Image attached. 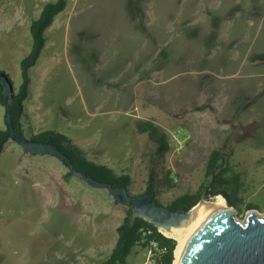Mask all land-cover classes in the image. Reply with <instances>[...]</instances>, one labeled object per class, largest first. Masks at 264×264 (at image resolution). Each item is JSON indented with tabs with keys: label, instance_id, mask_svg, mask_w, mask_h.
<instances>
[{
	"label": "rangeland",
	"instance_id": "1",
	"mask_svg": "<svg viewBox=\"0 0 264 264\" xmlns=\"http://www.w3.org/2000/svg\"><path fill=\"white\" fill-rule=\"evenodd\" d=\"M51 1L0 0V70L16 87L29 23ZM66 1L29 70L26 134L66 135L91 162L126 173L128 193L139 195L155 159L135 122L152 120L171 147L155 161L163 207L198 189L212 150H230L242 196L257 208L235 220L252 211L264 218V0ZM162 49L167 58L156 59ZM205 102L215 111L174 117ZM3 114L0 107V128ZM65 171L53 156L8 140L0 156V264L108 258L126 207ZM150 256L135 248L127 264H149Z\"/></svg>",
	"mask_w": 264,
	"mask_h": 264
},
{
	"label": "trees",
	"instance_id": "2",
	"mask_svg": "<svg viewBox=\"0 0 264 264\" xmlns=\"http://www.w3.org/2000/svg\"><path fill=\"white\" fill-rule=\"evenodd\" d=\"M67 6L66 0H55L44 4L39 15L29 23L28 30L31 37L30 49L28 54L19 61V84L14 86L9 75L0 70V77L5 80L10 93V118L13 128L21 138H25L35 143H49L57 147L68 159L71 168L76 172L84 173L90 179L100 183L111 184L113 188L125 187L128 191L132 181L126 173H114L106 165H100L88 160L81 149L76 147L72 140L66 135L55 133L54 131H41L39 133L26 134L21 115L23 114L24 101L30 92L29 70L40 59L42 52L45 51L47 42L46 31L54 23L56 16L62 13ZM167 58L166 51L162 49L157 54L156 59ZM4 84L0 82V107L3 105ZM242 104L240 108H242ZM215 111V108L208 102L196 105L190 110H182L174 117H185L189 112ZM135 128L140 134H145L147 139L154 146V159L149 167L145 181V191L141 194H148L156 205H161L156 198L157 195V169L155 161L164 158L170 151L169 136L164 129L152 120H138ZM5 128H0V156L5 150L8 139L5 136ZM25 135V137H24ZM232 151L227 153L214 149L207 156L205 163V174L203 183L193 193H184L176 196L165 206L171 211L190 210L198 201L205 199L212 201L217 197L223 198L229 207H234L238 216L249 210H257L251 202H246L243 194V181L241 173L236 170V166L231 163ZM64 166V165H63ZM177 176V175H175ZM65 178H70L71 174L65 171ZM166 183L170 188L175 187L173 180L165 176ZM131 208L125 209V215L121 223L115 228L117 235L116 242L106 260L101 264H127V259L132 255L135 248L151 253L149 264H173L174 248L176 241L166 237L161 230L153 224L136 218L133 225L130 224ZM156 245V250L151 249V245Z\"/></svg>",
	"mask_w": 264,
	"mask_h": 264
},
{
	"label": "water",
	"instance_id": "3",
	"mask_svg": "<svg viewBox=\"0 0 264 264\" xmlns=\"http://www.w3.org/2000/svg\"><path fill=\"white\" fill-rule=\"evenodd\" d=\"M0 82L5 87L2 119L6 138L27 154L53 156L67 168L71 177L79 178L89 187L103 189L114 202L131 208V225L136 218H141L158 229L168 230L181 226L186 219L193 217L194 209L201 202H209L201 199L190 210L171 211L167 207L156 205L148 194L131 195L125 187L113 188L111 184L94 181L84 173L76 172L53 144L35 143L17 136L10 118L9 88L3 77H0ZM223 201L225 211H213L211 219L200 229L184 232L186 244L178 264H264V218H258L252 211L244 223H239L235 220V208L229 207L224 199Z\"/></svg>",
	"mask_w": 264,
	"mask_h": 264
},
{
	"label": "bare ground",
	"instance_id": "4",
	"mask_svg": "<svg viewBox=\"0 0 264 264\" xmlns=\"http://www.w3.org/2000/svg\"><path fill=\"white\" fill-rule=\"evenodd\" d=\"M193 217L186 219L181 226L172 227L168 230H161V233L166 237L173 238L176 241V247L174 249V261L173 264H178V259L181 255L183 247H185L186 239L184 232L200 229L206 221L211 219L212 212L225 211L224 201L222 198L217 197L216 199L209 201L208 203L201 202L194 209Z\"/></svg>",
	"mask_w": 264,
	"mask_h": 264
},
{
	"label": "built area",
	"instance_id": "5",
	"mask_svg": "<svg viewBox=\"0 0 264 264\" xmlns=\"http://www.w3.org/2000/svg\"><path fill=\"white\" fill-rule=\"evenodd\" d=\"M151 246H152V247H151L152 250H156V245H155L154 243H152ZM149 254H151L150 251H149Z\"/></svg>",
	"mask_w": 264,
	"mask_h": 264
},
{
	"label": "crops",
	"instance_id": "6",
	"mask_svg": "<svg viewBox=\"0 0 264 264\" xmlns=\"http://www.w3.org/2000/svg\"><path fill=\"white\" fill-rule=\"evenodd\" d=\"M4 224V223H3ZM3 224H1V225H3Z\"/></svg>",
	"mask_w": 264,
	"mask_h": 264
}]
</instances>
